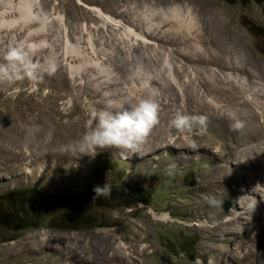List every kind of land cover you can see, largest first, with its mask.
Segmentation results:
<instances>
[{"label":"rangeland","instance_id":"374dc122","mask_svg":"<svg viewBox=\"0 0 264 264\" xmlns=\"http://www.w3.org/2000/svg\"><path fill=\"white\" fill-rule=\"evenodd\" d=\"M82 1L85 4L0 0V63L3 53L18 45H40L34 48V62L53 63V70L36 81H0V192L30 190L23 207L41 214L36 227L16 230L0 243V264H199V260L238 264L234 256L242 257L251 245L264 247V219L249 224L258 234L253 241L246 236L248 229L239 238L225 230H211V223H221L235 210L244 211L234 189L241 180L242 185H254L259 179V170L264 169V135L247 139L239 126L229 123L230 114L225 113L228 122L219 117L228 101H237L232 90L229 96L223 93L226 110L213 113L207 103L212 93H220L218 88L227 91L237 79L244 91L250 90L249 102L253 100L249 105L239 100L234 109L242 117L259 115L254 122L262 124L264 39L245 21L264 26L263 4L252 0ZM88 6H98L100 11ZM172 9H177L175 15L169 13ZM217 15L220 27L214 23ZM149 94L158 101V120L138 151L98 149L93 157H77L73 143L94 108L103 107L107 99L135 100ZM178 111L198 115L189 130L170 127L169 120ZM238 150H248L249 160L235 155ZM239 159L241 168L251 174L246 183L240 177L236 185V163L231 162ZM172 163L175 169L166 174L164 169ZM215 163H223L224 169L232 171L231 177L215 182ZM106 181L110 197L93 201V186ZM123 191L138 198L122 197ZM45 193L51 198L82 196L79 211L90 218L87 227L52 228L50 216L65 211L67 205L48 203L45 208ZM209 199L217 201L214 206L221 214L217 220H211L201 206ZM225 200L231 203L227 211L221 207ZM247 212L242 216L247 217ZM153 213H168L170 218L163 220ZM198 220L207 225H193ZM242 258L239 264H260L258 259Z\"/></svg>","mask_w":264,"mask_h":264},{"label":"clouds","instance_id":"9594fccd","mask_svg":"<svg viewBox=\"0 0 264 264\" xmlns=\"http://www.w3.org/2000/svg\"><path fill=\"white\" fill-rule=\"evenodd\" d=\"M40 45H18L3 53V63H0V81L9 84L27 78L36 81L45 72L53 70V63L45 59L43 63L34 62V48ZM158 120V101L149 94L132 100L125 97L120 100L107 99L104 106L93 109L85 130L74 141L72 150L78 156L93 157L99 150L126 149L136 152L145 141L150 129ZM197 117L176 112L169 120L170 127L178 132L189 130ZM176 165L169 164L164 169L171 174ZM92 200L109 198L111 186L106 181L102 186H93ZM211 205H216L215 199H209ZM115 214V213H114Z\"/></svg>","mask_w":264,"mask_h":264},{"label":"bare ground","instance_id":"6f19581e","mask_svg":"<svg viewBox=\"0 0 264 264\" xmlns=\"http://www.w3.org/2000/svg\"><path fill=\"white\" fill-rule=\"evenodd\" d=\"M82 4H85L82 0H79ZM79 2V3H80ZM80 3V4H81ZM26 4V3H25ZM25 7L26 6H28V5H24ZM88 7H90V8H92L93 10H97V11H100V9L99 8H97V7H95V6H88ZM174 7V6H173ZM28 9V8H27ZM170 11V10H169ZM169 13H172L173 15H175L176 13H177V9H172ZM165 14H166V12H164V13H162V16H164V19L163 20H167L168 18H167V16L165 17ZM111 20V19H110ZM116 22V21H115ZM122 23V22H121ZM158 23V22H157ZM214 23H216V26H221V20H220V16L219 15H217V16H215V19H214ZM122 26H123V24H122ZM126 29V28H125ZM220 35V34H219ZM218 35V36H219ZM221 36V35H220ZM219 36V37H220ZM211 55V54H210ZM211 57V56H210ZM215 57H217V56H215ZM204 58V57H203ZM211 58H214V57H211ZM218 58V57H217ZM199 59H201V57L199 58ZM205 59V58H204ZM203 59V60H204ZM216 59V58H215ZM214 59V60H215ZM208 60H211V59H208ZM213 60V59H212ZM213 60V61H214ZM205 61V60H204ZM216 61V60H215ZM210 62V61H209ZM248 74H250V73H248ZM252 74V73H251ZM229 76H230V73L228 74ZM227 75V76H228ZM232 75H233V73H232ZM231 75V76H232ZM230 76V78L231 79H234V78H232ZM252 76V75H251ZM234 77V76H233ZM240 77V76H239ZM242 78V77H241ZM243 78H246L245 76L243 77ZM249 78H251L250 76H249ZM263 79V78H262ZM227 80V79H226ZM246 80V79H245ZM245 80H243V82L245 81ZM248 80V79H247ZM246 80V81H247ZM252 80V79H251ZM230 81H232V80H230ZM230 81H229V83H230ZM233 83V84H232ZM232 83H230L229 85L231 86V88H229L228 87V90L227 91H223V89H222V87L221 88H218V90H217V88L215 89V90H217V91H219L220 93H222V94H220V93H217V92H214V93H212L211 95H210V97H209V102H207L208 103V105H210V106H213V107H211V108H214L213 110V113L215 112V111H218L219 112V110L221 111H224V109L226 110V108L224 107V109H223V103H222V97L223 96H225V95H223V93H227V95H228V93H230L231 92V90L233 91V94L237 97V101H235L233 104H232V102H233V100H230V101H228V102H230V104H228L227 105V110L226 111H224L223 112V115H222V113L219 115V117H221L222 116V118H223V120L224 119H226V117H227V115L228 114H230V115H228V118H230V124H232V122L235 124V125H237V126H239L238 127V131H240L241 133H242V135H245V137L247 138V137H253V136H263L264 135V129H263V122H264V120H262V124L261 125H257V123H255L254 121H255V118L257 119L258 117H259V115H258V117H254V116H252V114H251V116H246V117H242V115H240V114H238L237 113V110H239V109H237V110H235L234 109V106L235 105H239L240 103L238 102L239 100H241L240 102L241 103H246L247 105H249V103L253 100V98H252V100L249 102V100L251 99H249L248 100V92L250 91H244L243 90V88H244V86H242V84H240V81H237V79L235 80V82H232ZM249 83V82H248ZM248 83H247V85H248ZM256 83V82H255ZM245 85H246V83H244ZM253 84V83H252ZM257 84V83H256ZM264 84V83H263ZM229 85H227V86H229ZM250 85V84H249ZM261 85V84H260ZM220 86V85H219ZM262 86V85H261ZM216 87V86H215ZM259 87V86H258ZM247 88V87H246ZM214 90V91H215ZM220 90H222V91H220ZM246 90V89H245ZM264 90V89H263ZM211 92H213V91H211ZM255 93V92H254ZM230 94H232V93H230ZM251 94V93H250ZM229 96V95H228ZM235 96L233 97V98H235ZM241 97V98H240ZM251 97V96H250ZM228 99H229V97H228ZM227 99V100H228ZM232 101V102H231ZM227 102V103H228ZM206 103V104H207ZM255 103V102H254ZM205 104V105H206ZM224 104H226V103H224ZM254 105V104H253ZM252 105V106H253ZM210 106H207V107H210ZM256 106H259V105H256ZM260 107V106H259ZM198 108V107H197ZM203 108H204V105H203ZM249 108H251V107H249ZM207 109H209V108H207ZM253 109V108H252ZM255 109V108H254ZM195 110H196V108H195ZM212 110V109H211ZM210 110V111H211ZM246 110V109H245ZM248 110V109H247ZM263 110V109H262ZM261 110V111H262ZM191 111H194V110H191ZM200 111V110H199ZM227 111H229L228 113H227ZM240 111V110H239ZM244 111V110H243ZM249 111V110H248ZM198 111H196L195 113H197ZM201 112V111H200ZM202 112H204V111H202ZM201 112V113H202ZM242 112V111H241ZM250 112V111H249ZM248 112V113H249ZM251 112H252V110H251ZM254 112V111H253ZM263 112V111H262ZM261 112V113H262ZM217 113V112H216ZM215 113V114H216ZM227 115H226V114ZM247 113V114H248ZM198 114H200V113H198ZM211 114V113H210ZM241 114H243V113H241ZM256 114V113H255ZM214 115V114H213ZM217 115V114H216ZM216 115H215V117H216ZM217 115V116H218ZM226 115V116H225ZM245 115H246V113H245ZM254 115V114H253ZM198 116V115H197ZM196 116V117H197ZM205 116H207V115H205ZM224 116H225V118H224ZM262 116V118L264 117V114L263 115H261ZM209 117V116H208ZM253 117H254V119H253ZM205 118V117H204ZM207 118V117H206ZM213 118H214V116H213ZM213 118H212V121H213ZM227 118V119H228ZM246 118V119H245ZM209 119V118H208ZM217 118H215V120H216ZM220 119V118H219ZM222 120V119H221ZM199 121L201 122V120H200V118H199ZM199 121H197L198 123H199ZM204 121H206V120H204ZM211 121V119H210V122H212ZM225 122H228V121H226V120H224ZM215 122V121H214ZM221 122V121H220ZM261 122V121H260ZM198 123H197V125H198ZM202 123V122H201ZM206 123H207V121H206ZM222 123V122H221ZM237 123V124H236ZM195 125V124H194ZM193 125V126H194ZM209 125V124H208ZM208 125H206V126H208ZM227 125H228V123H227ZM233 125V124H232ZM211 126V125H210ZM198 127V126H197ZM203 127H204V125H203ZM233 129V128H232ZM216 130V129H215ZM196 136V135H195ZM200 136V135H199ZM202 136V135H201ZM191 137V136H190ZM244 137V136H243ZM182 139V138H181ZM194 139V138H193ZM201 139V138H200ZM205 139V138H204ZM208 139V138H207ZM248 139V138H247ZM176 140V139H175ZM186 140H188V139H186ZM211 140V139H210ZM238 140H241V139H238ZM171 142V141H170ZM198 142V141H197ZM200 142V141H199ZM211 142V141H210ZM240 142H242V141H240ZM239 142V143H240ZM207 143V142H206ZM166 144V143H165ZM171 144H173V141H172V143ZM194 144H195V142H194ZM247 144V143H246ZM168 145V144H167ZM175 146V145H174ZM192 146V145H191ZM197 146V145H196ZM200 146V145H199ZM206 146V145H205ZM205 146H204V148H205ZM209 146H211V145H209ZM188 147V146H187ZM195 147V146H194ZM201 147H203V146H201ZM208 147V146H207ZM262 147V146H261ZM181 148H182V146H181ZM190 148V147H189ZM199 148V147H198ZM247 148H249V147H247ZM191 149H192V147H191ZM210 149V148H209ZM243 149V148H242ZM207 150V149H206ZM231 150V149H230ZM241 150V149H240ZM240 150H238L236 153H235V155H237V156H239L240 158H242L243 159V155H244V158L246 159V161H247V159L248 158H250L249 156L247 157V155L250 153L248 150H244L245 152H242V151H240ZM209 151V150H208ZM212 151V150H211ZM216 152V151H215ZM219 152V151H218ZM229 152V151H228ZM210 153V152H209ZM203 154V153H202ZM213 154H214V152H213ZM216 154H217V152H216ZM220 154V153H219ZM229 154H230V152H229ZM215 156V155H214ZM220 156H221V154H220ZM219 156V157H220ZM212 157H213V155H212ZM225 157V156H224ZM223 157V158H224ZM252 157V156H251ZM181 158H183V157H181ZM185 158V157H184ZM226 158V157H225ZM180 159V158H179ZM234 159V158H233ZM238 159V158H237ZM187 160V159H186ZM191 161H192V159H190ZM200 160V159H199ZM198 160V161H199ZM210 160V159H209ZM212 160V159H211ZM214 160V159H213ZM231 160V159H230ZM240 160V161H239ZM238 160V162H237V160H236V162L235 161H230L231 163H236L235 164V166H234V171H235V173L233 174V176L235 175L236 176V178H234L235 180H236V185H237V182L238 181H240V177H242V179H243V181L245 182L246 181V178H249L250 179V174L251 173H249L248 172V170H245V169H242L241 167V165H243L242 163H241V159H239ZM244 160V159H243ZM249 160V159H248ZM253 160V159H252ZM222 161V160H221ZM225 161V160H224ZM219 162V161H218ZM227 162V161H226ZM211 163V162H210ZM225 163V162H224ZM212 165V164H211ZM210 165V166H211ZM216 165V166H215ZM215 165H214V168L213 169H217V172H216V170H215V172H214V174H217L216 176H215V182H218V178L219 177H224V179L225 178H229V177H231V174H230V172H232V171H229L228 169H224V164L223 163H221V165H217L216 163H215ZM245 166H247V165H245ZM207 167V166H206ZM209 167V166H208ZM213 167V166H212ZM220 168H222V169H220ZM241 168V169H240ZM245 168V167H244ZM208 169H211V167L210 168H207L206 170H208ZM219 169H220V171H219ZM202 171V170H201ZM260 171V174H259V179L257 180V182H258V184H257V182L255 183L254 182V185H252L251 183L249 184V185H242L243 184V182H242V180L239 182V187H235V189H234V191H236V192H238L239 194H240V207H242L243 209H244V211H240V212H237L236 210L235 211H233V212H231L230 214H228L227 216H229V217H227L226 219H224L223 221H221V223H217V224H215V223H211V230H214V229H219V230H225V232H227V233H229V234H234L237 238H239L240 237V234H242V233H245V230L246 229H248L247 231H246V236L251 240V241H253L255 238H256V236L258 235H256L255 236V234L254 233H252V231L254 230V229H252V228H250L249 227V224H253L254 225V221H256V223H255V225L258 223V222H260L262 219H264V185L262 184V182H261V174H262V172L264 171V169H260L259 170ZM207 173V172H206ZM213 173V172H212ZM259 173V172H258ZM197 174V173H196ZM213 174V175H214ZM196 176V175H195ZM209 176H211V175H209ZM214 177V176H213ZM246 177V178H245ZM256 178H258V176L256 177ZM205 179V178H204ZM211 179V178H210ZM209 179V180H210ZM213 179V178H212ZM227 180V179H226ZM255 180V181H256ZM200 181H202V180H200ZM206 181H207V178H206ZM211 182V181H210ZM209 182V183H210ZM221 182V181H220ZM225 182V181H224ZM224 182H221V183H224ZM251 182V181H250ZM212 183V182H211ZM246 183V182H245ZM207 184V183H206ZM220 184V183H219ZM199 185H200V182H199ZM202 185V184H201ZM214 185V182L212 183V185L211 186H213ZM222 185V184H221ZM220 185V186H221ZM213 187H219V186H213ZM207 188V187H206ZM198 189V188H197ZM209 190V189H208ZM199 191V190H198ZM210 191V190H209ZM220 191V190H219ZM233 191V192H234ZM204 192V191H203ZM212 192V191H211ZM214 192V191H213ZM226 192V191H225ZM208 193V192H207ZM216 193V192H215ZM209 195H210V193H209ZM206 196V195H205ZM201 198V197H200ZM199 198V199H200ZM206 198V197H205ZM207 200H208V197H207ZM201 201V200H200ZM201 204V203H200ZM202 208L203 209H206V213H207V215H208V217L211 219V220H217V219H219L220 217H221V214L216 210V208H215V206L214 205H211V204H209L208 203V201H203L202 202ZM196 210V209H195ZM248 211V212H247ZM169 212V211H168ZM203 212V211H202ZM244 212H247L248 213V216L246 217V216H242V214H244ZM154 214V216H157V217H160V218H163V220H166L167 218H170V215L168 214V213H164V214H161V215H157V214H155V213H153ZM202 217V216H201ZM199 218V217H198ZM168 222V221H167ZM263 223H264V220H263ZM262 223V224H263ZM219 224V225H218ZM231 224H233V227H231L230 225ZM237 224V225H236ZM193 225H197V226H206L207 225V221H205V220H198L197 222H194L193 223ZM244 225V226H243ZM215 226H219L218 228L217 227H215ZM263 227H262V233H261V236L263 235L264 236V225H262ZM258 227V226H257ZM207 228H208V226H207ZM257 229V228H256ZM207 230V229H206ZM260 231V230H259ZM222 232V231H221ZM224 232V231H223ZM222 232V233H223ZM226 233V234H227ZM258 233V232H257ZM224 234V233H223ZM228 235V234H227ZM260 235V234H259ZM261 236H258V237H260V238H262ZM258 239V238H257ZM262 240H263V242L262 243H264V239L262 238ZM261 241V240H260ZM250 242V241H249ZM261 244V243H260ZM251 246H253V248H251V249H249L248 250V252H246L245 254H243V256L242 257H244L245 258V256H246V259L247 260H259V262H260V264H264V251H263V249L261 250L260 249V247H263V244L262 245H259V243L258 244H255V245H251ZM258 246H259V250H257L258 249ZM264 248V247H263ZM114 251V250H113ZM235 257V259L234 260H236L237 259V261H238V264H239V262L241 261V259L243 260V258L242 257H238V256H234ZM199 264H202V261H200L199 260V262H198ZM258 263V262H257Z\"/></svg>","mask_w":264,"mask_h":264},{"label":"flooded vegetation","instance_id":"af4514ba","mask_svg":"<svg viewBox=\"0 0 264 264\" xmlns=\"http://www.w3.org/2000/svg\"><path fill=\"white\" fill-rule=\"evenodd\" d=\"M252 1L261 3L264 7V0H260V2L256 0ZM245 25L264 39V26H254L250 21H245ZM80 198H82V196L79 197L78 195H65V197L56 195L51 198V196L45 193L42 197L43 206L45 208L48 206V203L63 204L65 202L67 205L65 211L50 216V226L54 229L68 231L85 229L90 218H86L80 214ZM28 199H30V190L22 191L21 188H17L10 193L0 192V243H3L5 239L10 237L16 230L32 226L36 227L38 222L37 219L41 214L33 213L28 209L29 207H23V203L27 202Z\"/></svg>","mask_w":264,"mask_h":264},{"label":"water","instance_id":"95a60500","mask_svg":"<svg viewBox=\"0 0 264 264\" xmlns=\"http://www.w3.org/2000/svg\"><path fill=\"white\" fill-rule=\"evenodd\" d=\"M261 182H262V184L264 185V171L262 172V174H261ZM230 201L229 200H225V201H223L222 202V204H221V207H222V209L224 210V211H227L228 209H229V207H230Z\"/></svg>","mask_w":264,"mask_h":264},{"label":"trees","instance_id":"16d2710c","mask_svg":"<svg viewBox=\"0 0 264 264\" xmlns=\"http://www.w3.org/2000/svg\"><path fill=\"white\" fill-rule=\"evenodd\" d=\"M257 2H260V0H256ZM121 195V194H120ZM132 195V193H128V192H124L123 191V194L121 195L122 197H127L128 199H137L138 197L137 196H131ZM131 197V198H130Z\"/></svg>","mask_w":264,"mask_h":264}]
</instances>
